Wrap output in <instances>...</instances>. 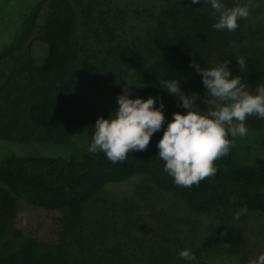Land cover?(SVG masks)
I'll return each instance as SVG.
<instances>
[{
  "label": "trees",
  "instance_id": "trees-1",
  "mask_svg": "<svg viewBox=\"0 0 264 264\" xmlns=\"http://www.w3.org/2000/svg\"><path fill=\"white\" fill-rule=\"evenodd\" d=\"M46 1L49 10L28 38V26ZM164 1L149 41L139 47L128 37L116 41L108 30L90 29L97 33L87 57L74 41L69 44L77 30L67 0H22L15 10L0 4V59L14 51L22 55L24 47L22 66L40 79V86L26 92L23 110L27 121L42 130L41 137H11L0 127V138L58 147L0 159V264H132L130 253L141 250L150 252L149 264H212L207 259L213 256L223 258L222 264H249L264 253V223L254 228L242 214L234 218L238 211L264 214V157L253 154L260 118H247L245 136H229L234 146L215 161V176L191 188L174 183L157 148L173 113L187 111L160 87L161 80L179 79L186 95L197 96L203 113L210 97L202 76L190 66L193 61L210 68L228 60L232 75L249 90L264 84V20L248 18L245 24L243 19L234 32L217 31L212 25L218 17L206 0ZM224 3L234 6L232 0ZM241 56L245 70L236 64ZM108 65L131 68L137 88L130 98L157 97L155 106L162 100L166 117L146 151L129 153L117 164L88 150L96 120L115 115L127 85L116 75L117 86L105 77ZM129 180L127 195L103 190ZM155 193L169 202L153 203ZM212 211L227 213L217 229L203 216ZM183 249L196 259H182Z\"/></svg>",
  "mask_w": 264,
  "mask_h": 264
},
{
  "label": "clouds",
  "instance_id": "clouds-1",
  "mask_svg": "<svg viewBox=\"0 0 264 264\" xmlns=\"http://www.w3.org/2000/svg\"><path fill=\"white\" fill-rule=\"evenodd\" d=\"M218 17L212 27L217 31L234 32L239 21L251 15L252 0L245 4L227 6L224 0H206ZM193 4L200 0H192ZM225 60L216 66L201 67L196 61L191 63L210 97L205 100L207 112L200 111L197 96L186 95L180 87L179 79L160 81L166 89L181 101L186 112L173 113L163 136L157 143L158 156L163 161L164 171L181 188L197 186L201 181L214 177L215 161L229 154L234 139L247 134L246 121L249 116L264 119V84H258L255 91L241 83L239 76H233ZM236 64L241 70L247 68L245 57H238ZM130 87L124 88L118 96V108L109 118L99 117L94 124V134L89 152H102L113 164L124 162L129 153L146 151L151 137L161 130L165 122L164 104L156 107L157 97L130 98ZM242 211L235 214L236 219ZM179 256L186 261H194L195 254L183 249ZM249 264H264V253H260Z\"/></svg>",
  "mask_w": 264,
  "mask_h": 264
},
{
  "label": "rangeland",
  "instance_id": "rangeland-1",
  "mask_svg": "<svg viewBox=\"0 0 264 264\" xmlns=\"http://www.w3.org/2000/svg\"><path fill=\"white\" fill-rule=\"evenodd\" d=\"M71 9L74 12V24L73 26L77 31H74L72 34V39L70 42L74 41L78 47L81 49H77L82 56H89L91 53V46H94V35L97 33L96 31H91L90 29L99 28L100 31H110L111 36L116 40H121L122 38L128 37L131 40L136 42L137 46L143 45L145 42L150 40L151 35L153 34V30H155V16L160 10L159 5L165 3L164 0H88L89 3H79L77 0H67ZM234 5L239 2V4L247 3V0H232ZM22 0H0V4L4 3L6 8H11L15 10V5H19ZM48 2L39 10L38 15L36 16L35 23L33 26L29 24L28 26V38L31 37L33 33H35L39 28L41 23L43 22V13L48 12ZM264 6V0H252V8L250 15V22L255 23L257 19L264 20V9H261ZM4 7V9H5ZM80 9H83V14L80 12ZM73 15V14H72ZM98 15L99 17H97ZM15 17V16H13ZM12 17V20H13ZM243 20V19H242ZM82 21V24H81ZM98 22V23H97ZM244 23L246 24V20L244 19ZM14 24H19L16 20ZM28 22L24 23L23 28L26 27ZM92 32V33H90ZM21 52L14 51L10 56H6L0 59V127L1 132L8 134L9 136L19 137V136H29L30 138L41 137L42 130L33 126L27 121L26 114L24 112V102L26 92L28 90H32L35 87L40 86V79L38 77H33L29 75V72L22 65L23 61V50L24 47L21 48ZM100 56V54H98ZM101 59V58H99ZM96 61V60H95ZM109 62V61H108ZM110 64H114L111 62ZM116 66V65H114ZM18 67L24 68L19 71ZM108 65L104 69L107 70L105 72V77L109 78L111 82V78L113 79V83L117 86V79H115V75L118 76L119 79H124L127 83L126 87H130L131 91L129 95L135 92V88H137V82L135 81L133 70L127 69L125 67H117L110 68ZM11 68H15L17 72H10L7 75V71ZM115 79V80H114ZM39 88V87H38ZM37 88V89H38ZM256 116H253V118ZM256 121H253L255 123ZM259 125L258 137L253 143V154L255 156L264 157V119H259L256 122ZM0 138V159H2L6 155H39L43 154V152L54 151L58 149L55 145H44L43 142H35L32 141H17L14 140L16 138ZM132 183V180L111 183L107 184L104 187L105 192H109L110 194L115 195H127ZM152 196L151 200L153 203L160 205V200L163 201L161 204H167L169 202V198L163 194L155 193ZM148 209V208H146ZM242 215L245 217L247 223L254 228L259 224L264 223V214L259 212H242ZM206 220L209 221L214 227H219L218 224H222L227 220V213L221 211H212L208 212V214L203 215ZM149 251L141 250V251H133L130 253V258H132V264H149L147 261L149 259ZM212 264H222L221 259L218 256H213L208 260L211 261Z\"/></svg>",
  "mask_w": 264,
  "mask_h": 264
}]
</instances>
